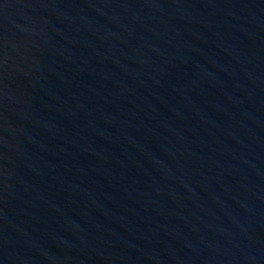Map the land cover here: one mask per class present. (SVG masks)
<instances>
[{
    "label": "water",
    "instance_id": "95a60500",
    "mask_svg": "<svg viewBox=\"0 0 264 264\" xmlns=\"http://www.w3.org/2000/svg\"><path fill=\"white\" fill-rule=\"evenodd\" d=\"M0 264H264V0H0Z\"/></svg>",
    "mask_w": 264,
    "mask_h": 264
}]
</instances>
